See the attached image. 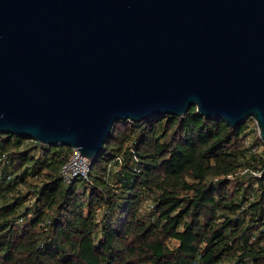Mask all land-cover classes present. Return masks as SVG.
<instances>
[{
    "label": "water",
    "instance_id": "95a60500",
    "mask_svg": "<svg viewBox=\"0 0 264 264\" xmlns=\"http://www.w3.org/2000/svg\"><path fill=\"white\" fill-rule=\"evenodd\" d=\"M192 106L264 144V0H0V134L93 163L116 122Z\"/></svg>",
    "mask_w": 264,
    "mask_h": 264
},
{
    "label": "trees",
    "instance_id": "16d2710c",
    "mask_svg": "<svg viewBox=\"0 0 264 264\" xmlns=\"http://www.w3.org/2000/svg\"><path fill=\"white\" fill-rule=\"evenodd\" d=\"M245 127L194 106L116 122L70 183V147L0 134V264H264L262 143Z\"/></svg>",
    "mask_w": 264,
    "mask_h": 264
},
{
    "label": "built area",
    "instance_id": "2783aa9c",
    "mask_svg": "<svg viewBox=\"0 0 264 264\" xmlns=\"http://www.w3.org/2000/svg\"><path fill=\"white\" fill-rule=\"evenodd\" d=\"M246 125L245 127V133L247 134V140L250 141L255 136L259 137V126L254 117H249L246 122L244 123ZM31 139V138H29ZM260 139V137H259ZM34 142H37L34 139H31ZM262 143V141L260 140ZM39 143V142H37ZM254 152H262V158L264 159V144L262 143L261 146H259L257 149H254ZM119 162H121V157L118 156L117 159ZM92 163L91 161L84 155L80 154V152L77 149H72L69 152L68 160L65 162V164L61 168V179H63L65 182L70 183L72 180L76 177L81 178H88L90 174ZM244 172H248L253 176H261L262 171L258 168H246ZM8 178H11L10 176ZM116 188H120V183L115 184ZM148 197L147 199H149ZM145 199V200H147ZM144 200V201H145ZM150 209H152V201L150 198ZM143 206V205H142Z\"/></svg>",
    "mask_w": 264,
    "mask_h": 264
},
{
    "label": "rangeland",
    "instance_id": "374dc122",
    "mask_svg": "<svg viewBox=\"0 0 264 264\" xmlns=\"http://www.w3.org/2000/svg\"><path fill=\"white\" fill-rule=\"evenodd\" d=\"M150 204H151V202H150V198L149 199H147V200H145L144 202H143V208H142V211H148L149 209H150Z\"/></svg>",
    "mask_w": 264,
    "mask_h": 264
}]
</instances>
